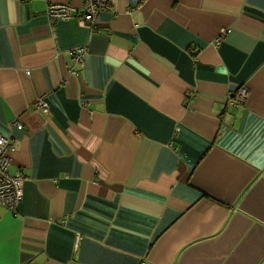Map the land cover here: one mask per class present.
<instances>
[{"label": "crops", "instance_id": "1", "mask_svg": "<svg viewBox=\"0 0 264 264\" xmlns=\"http://www.w3.org/2000/svg\"><path fill=\"white\" fill-rule=\"evenodd\" d=\"M85 1L0 0V264H264V0Z\"/></svg>", "mask_w": 264, "mask_h": 264}, {"label": "built area", "instance_id": "2", "mask_svg": "<svg viewBox=\"0 0 264 264\" xmlns=\"http://www.w3.org/2000/svg\"><path fill=\"white\" fill-rule=\"evenodd\" d=\"M144 1L145 0H132L135 6H139ZM102 9L111 10V5L100 0H86L82 10H79L67 3H51L47 9V15L52 23L58 20L78 17L82 24L92 28L95 18ZM222 32L224 34L226 30L223 29ZM87 51L88 48L85 45L71 49L70 55L72 56L75 66L84 65ZM71 72L78 73L75 69H71ZM27 73L30 74V70H27ZM247 96L248 90L246 86L241 85L236 90L230 102L235 105L241 104L245 102ZM34 105L43 112L49 113V105L43 97L38 98ZM11 125H17L18 128L22 129V124L19 122H13ZM16 150V146L13 145L11 139L0 132V203L13 211L17 209L24 196L23 183L26 179L25 174L22 172L17 171L13 173L10 171L13 154Z\"/></svg>", "mask_w": 264, "mask_h": 264}]
</instances>
